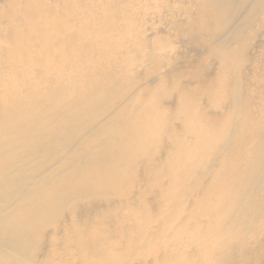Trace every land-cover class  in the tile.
<instances>
[{"label": "bare ground", "instance_id": "1", "mask_svg": "<svg viewBox=\"0 0 264 264\" xmlns=\"http://www.w3.org/2000/svg\"><path fill=\"white\" fill-rule=\"evenodd\" d=\"M0 1V264H264V0Z\"/></svg>", "mask_w": 264, "mask_h": 264}, {"label": "rangeland", "instance_id": "2", "mask_svg": "<svg viewBox=\"0 0 264 264\" xmlns=\"http://www.w3.org/2000/svg\"><path fill=\"white\" fill-rule=\"evenodd\" d=\"M0 3H1V1H0ZM164 36V35H163ZM181 51H186V48L185 47H182L181 48ZM182 79L183 80H188V78L187 77H182ZM197 97H198V100L200 101V102H202L203 103V101H204V99H205V97L202 95V94H200V93H197ZM62 246V244H60L59 245V248ZM62 248V247H61Z\"/></svg>", "mask_w": 264, "mask_h": 264}]
</instances>
